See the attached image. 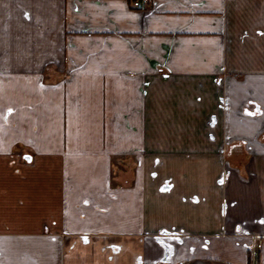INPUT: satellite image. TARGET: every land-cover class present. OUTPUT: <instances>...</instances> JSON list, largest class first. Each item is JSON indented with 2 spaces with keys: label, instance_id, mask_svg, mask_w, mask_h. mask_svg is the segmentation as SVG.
<instances>
[{
  "label": "crops",
  "instance_id": "crops-1",
  "mask_svg": "<svg viewBox=\"0 0 264 264\" xmlns=\"http://www.w3.org/2000/svg\"><path fill=\"white\" fill-rule=\"evenodd\" d=\"M0 264H264V0H0Z\"/></svg>",
  "mask_w": 264,
  "mask_h": 264
},
{
  "label": "built area",
  "instance_id": "built-area-1",
  "mask_svg": "<svg viewBox=\"0 0 264 264\" xmlns=\"http://www.w3.org/2000/svg\"><path fill=\"white\" fill-rule=\"evenodd\" d=\"M134 6L137 10H144L146 7V5L144 3H141V2H136Z\"/></svg>",
  "mask_w": 264,
  "mask_h": 264
},
{
  "label": "trees",
  "instance_id": "trees-1",
  "mask_svg": "<svg viewBox=\"0 0 264 264\" xmlns=\"http://www.w3.org/2000/svg\"><path fill=\"white\" fill-rule=\"evenodd\" d=\"M132 163L130 162V161H126L125 162V167H122V169H126V170H131L132 171V169H131V165ZM121 170V169H120Z\"/></svg>",
  "mask_w": 264,
  "mask_h": 264
},
{
  "label": "rangeland",
  "instance_id": "rangeland-1",
  "mask_svg": "<svg viewBox=\"0 0 264 264\" xmlns=\"http://www.w3.org/2000/svg\"><path fill=\"white\" fill-rule=\"evenodd\" d=\"M133 161L131 160V163H132ZM132 166H131V169L133 170L134 168H135V165L132 163L131 164Z\"/></svg>",
  "mask_w": 264,
  "mask_h": 264
}]
</instances>
